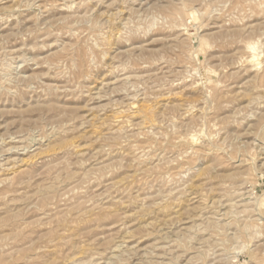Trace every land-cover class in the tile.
Instances as JSON below:
<instances>
[{
    "label": "rangeland",
    "instance_id": "rangeland-1",
    "mask_svg": "<svg viewBox=\"0 0 264 264\" xmlns=\"http://www.w3.org/2000/svg\"><path fill=\"white\" fill-rule=\"evenodd\" d=\"M0 264H264V0H0Z\"/></svg>",
    "mask_w": 264,
    "mask_h": 264
},
{
    "label": "bare ground",
    "instance_id": "bare-ground-1",
    "mask_svg": "<svg viewBox=\"0 0 264 264\" xmlns=\"http://www.w3.org/2000/svg\"><path fill=\"white\" fill-rule=\"evenodd\" d=\"M249 44V43H248ZM254 44H256V43H254ZM257 46H259V44L257 45ZM248 48H249V51H251V55H249L250 57H248V59H247V61L249 60L250 61V59L252 60V62H254L256 59L255 58H257L256 57V55H258V54H256V53H258V51H256V50H258L257 48L258 47H256V45H248ZM248 48H246L245 47V49H248ZM255 59V60H254ZM254 60V61H253ZM31 142V141H30ZM19 146V145H18ZM34 146V145H33Z\"/></svg>",
    "mask_w": 264,
    "mask_h": 264
}]
</instances>
